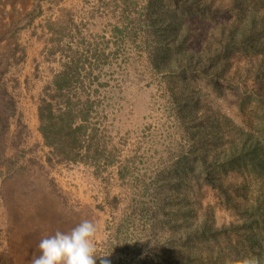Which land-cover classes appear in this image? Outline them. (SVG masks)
<instances>
[{"label":"rangeland","instance_id":"rangeland-1","mask_svg":"<svg viewBox=\"0 0 264 264\" xmlns=\"http://www.w3.org/2000/svg\"><path fill=\"white\" fill-rule=\"evenodd\" d=\"M259 1L0 0V264L83 219L96 264L244 263L264 179L228 165L262 127L264 54L234 48L251 16L234 25ZM67 69L99 168L48 163L38 110Z\"/></svg>","mask_w":264,"mask_h":264},{"label":"trees","instance_id":"trees-1","mask_svg":"<svg viewBox=\"0 0 264 264\" xmlns=\"http://www.w3.org/2000/svg\"><path fill=\"white\" fill-rule=\"evenodd\" d=\"M263 3L262 1L259 7L249 4L250 11L240 12L241 15L234 25L236 30L241 27L243 18L246 21L247 17L251 16V19L244 24L245 29L238 40L239 45L234 47L235 42L231 43L234 48L255 55L264 54V27L259 17V8L264 6ZM71 91L70 69H67V72L56 77L53 87L47 89L40 101L39 132L45 147L50 150L48 163H83L99 168L100 161L105 158L107 151L105 147H101L99 131L93 128L90 122L92 106L74 101L70 95ZM259 104L262 108L258 112L257 120L262 127L257 129L258 135L253 147L244 152L247 147L242 145L241 151L244 155L235 158L236 161L230 160L228 166L236 168L238 172L248 169L254 177L264 179V100L259 101ZM245 215L247 219L240 228L244 235L231 248L234 251L240 249L247 252L243 264L249 260L253 264H264V199H258L255 205L247 209ZM230 239L229 235L225 238L229 246Z\"/></svg>","mask_w":264,"mask_h":264},{"label":"clouds","instance_id":"clouds-1","mask_svg":"<svg viewBox=\"0 0 264 264\" xmlns=\"http://www.w3.org/2000/svg\"><path fill=\"white\" fill-rule=\"evenodd\" d=\"M97 231L90 219L81 220L69 231L56 230L40 240L39 254H33L30 264H96Z\"/></svg>","mask_w":264,"mask_h":264},{"label":"crops","instance_id":"crops-1","mask_svg":"<svg viewBox=\"0 0 264 264\" xmlns=\"http://www.w3.org/2000/svg\"><path fill=\"white\" fill-rule=\"evenodd\" d=\"M55 6V5H54Z\"/></svg>","mask_w":264,"mask_h":264}]
</instances>
